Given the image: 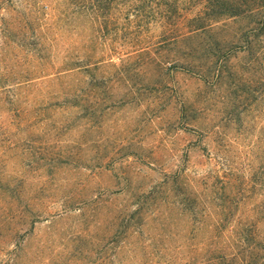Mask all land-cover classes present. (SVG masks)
I'll use <instances>...</instances> for the list:
<instances>
[{
  "label": "rangeland",
  "instance_id": "1",
  "mask_svg": "<svg viewBox=\"0 0 264 264\" xmlns=\"http://www.w3.org/2000/svg\"><path fill=\"white\" fill-rule=\"evenodd\" d=\"M55 1L0 0V200L12 203L8 212L15 215L0 229V264H64L67 232L108 235L96 200L119 209L175 171L186 179L212 171L245 183L256 171L258 181L242 185L244 201L232 224L258 219L252 232L264 240V210L255 209L256 203L264 205V42L258 64L245 69L248 60L239 50L228 69H220L219 80L212 77L215 69L173 66L174 45L157 57L151 52L157 61H169L163 69L156 60L144 64V57L127 61L126 50L153 49L164 25L170 33L186 29L184 19L200 7L186 1L171 20L152 21L127 39L117 32L102 41L95 52L105 55L100 67L69 71L63 69L65 59L84 57L74 23H49ZM241 27L234 23L219 37L228 39ZM180 193L175 197L181 199L185 190ZM86 199L93 203L80 212L67 208ZM168 223L166 257L136 250L133 256L118 255L117 264H264L262 245L227 247L221 240L227 231L195 256L179 239L184 222L171 217ZM10 227L11 237L3 238ZM16 247L22 248L20 257L11 261ZM87 260L108 264L109 259L94 253Z\"/></svg>",
  "mask_w": 264,
  "mask_h": 264
},
{
  "label": "trees",
  "instance_id": "2",
  "mask_svg": "<svg viewBox=\"0 0 264 264\" xmlns=\"http://www.w3.org/2000/svg\"><path fill=\"white\" fill-rule=\"evenodd\" d=\"M186 1L194 6L200 5L192 16L184 19L186 29L181 31L176 27L178 33H170L169 24L167 28L164 25L158 35L161 39L155 41L153 49L151 45H142L126 50V60H130L132 56L144 57V64H147L148 60H156L163 47L174 45L175 50L170 57L173 66L186 69H215L212 73L214 80L220 79V69H228L229 58L239 50L243 51L248 60L243 63L245 69L258 64V49L259 46L262 48L264 42V0H56L57 4L52 8H55V11L51 13L49 23H58L61 26L74 23L78 30L76 40L79 56L84 57H78L73 63L65 59L63 69L72 71L80 67H100L106 58L101 55L103 53L96 57L95 52L97 45H101L102 41L112 38L117 32L127 39L132 33L140 34L144 28L149 29L152 21L171 20L179 6H183ZM120 21H125V25L118 30L116 26ZM234 23L242 24V27L230 33L228 39L220 38V33ZM170 34L173 36L168 38ZM153 51L157 53H153L156 57H150ZM166 62L169 61L156 60L155 64L163 69ZM258 176L256 171H252L245 183L232 175H220L212 171L198 178L188 176L187 179L183 171H175L164 176V181L157 187L139 193L143 198H138L134 203L119 209L109 206L112 202L108 200H96L95 209L101 212L103 217L99 222L102 224L106 221L111 228L108 235L101 238L82 231L67 232L65 239L69 248L65 249V254L60 255V261H64V264H92L93 261L88 263L87 259L97 253L103 261L109 259L108 264H117L120 260L118 255L124 253L133 256L136 250L141 252L142 256L148 253L153 257H166L171 244V235L168 233V221L171 217H177L184 222V234L187 232V238L183 234L179 239L184 238L188 245L193 247L195 256L200 254L199 248L203 247L205 242L216 243L217 237H224L226 231L230 235L221 240L227 247L251 244L264 247V240L256 231L252 232L251 224L255 225L254 223H259L260 220L247 217L243 223L239 222L240 225L232 224L235 221V209L244 201L239 197V193L245 190L242 185L250 182L255 184ZM183 180L185 183L182 184ZM181 190H185V193L178 199L175 196L180 195ZM159 193L164 196L158 197ZM91 203L93 199H86L67 204V208L80 212L83 205ZM162 206L165 209H160ZM11 208L12 203L0 200V229L8 220L13 221L15 215L8 212ZM255 209L261 212L264 205L256 203ZM252 210L256 212L254 207ZM79 215L77 220L83 214ZM107 217L108 220L105 219ZM262 219L264 220V213L261 214ZM78 222L80 223V220ZM12 233L10 227L7 235L2 237H11ZM98 241L100 247L97 249ZM21 250L20 247L11 250V261L20 257Z\"/></svg>",
  "mask_w": 264,
  "mask_h": 264
}]
</instances>
